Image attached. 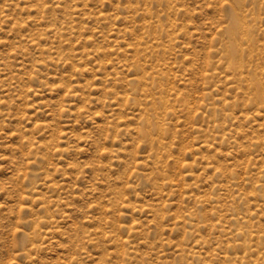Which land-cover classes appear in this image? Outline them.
Returning a JSON list of instances; mask_svg holds the SVG:
<instances>
[{
    "label": "rangeland",
    "instance_id": "rangeland-1",
    "mask_svg": "<svg viewBox=\"0 0 264 264\" xmlns=\"http://www.w3.org/2000/svg\"><path fill=\"white\" fill-rule=\"evenodd\" d=\"M0 264H264V0H0Z\"/></svg>",
    "mask_w": 264,
    "mask_h": 264
},
{
    "label": "bare ground",
    "instance_id": "bare-ground-1",
    "mask_svg": "<svg viewBox=\"0 0 264 264\" xmlns=\"http://www.w3.org/2000/svg\"><path fill=\"white\" fill-rule=\"evenodd\" d=\"M232 12V11H231ZM234 14V13H233ZM232 17V16H231ZM231 19V18H230ZM241 21V20H240ZM237 19L235 18V15L232 17V25L230 28V32L232 33V35H236L239 34V36L244 37L248 35V28L246 25V22H241V28L238 29L237 27ZM239 45V44H238ZM253 45V44H252ZM244 46V45H243ZM232 47V46H231ZM238 47V46H237ZM240 48V47H239ZM237 52V50L235 49V47H233L231 49V56L235 55V53ZM233 60V59H232ZM238 67V66H237ZM237 67H233L234 69H237ZM258 69V68H257Z\"/></svg>",
    "mask_w": 264,
    "mask_h": 264
}]
</instances>
